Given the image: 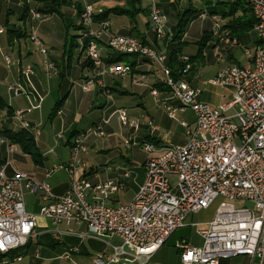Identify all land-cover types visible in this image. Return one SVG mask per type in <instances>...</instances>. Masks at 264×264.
<instances>
[{
  "label": "built area",
  "instance_id": "1",
  "mask_svg": "<svg viewBox=\"0 0 264 264\" xmlns=\"http://www.w3.org/2000/svg\"><path fill=\"white\" fill-rule=\"evenodd\" d=\"M147 2L151 26L163 48L154 47L133 35L112 34L110 21L96 22L98 12L93 4H85L80 14L81 23L89 27L86 51L93 63L100 68V75L83 85L90 90L98 84L108 99L112 94L106 88L104 75L126 76L132 66L126 62L108 63L100 52L99 38L107 36L109 50L117 53L137 54L161 66L165 76L164 84L180 102V109L194 113L195 123L191 126L182 121L188 141L173 145L165 140L162 146L143 142L148 153H157L145 162V179L139 185L132 201L125 205L112 206L106 203L111 194L118 193L124 182L112 179L92 183L84 176L77 175V167H85L81 154L87 151L85 139L89 134L103 136L101 124L89 128L73 138L71 161L56 165L47 172L50 176L62 169L71 174V186L65 195H53L47 182L32 180L28 173L14 170L9 156L18 146L10 138L0 134V143H7V158L0 161V254L26 246L37 226L36 215L27 212L22 185L24 182L32 192H42L47 201L40 209V215L53 223H84L88 236L103 239H117L118 243L107 240L112 250L95 255L91 264H150L152 257L176 229L196 226L202 238L200 245L190 243L189 238L176 242L182 264H221L222 261L241 255L251 257L252 263L262 264L264 258V0H243L252 9L256 18L255 29L258 42L255 50H246L249 63L246 66L232 64L219 70L210 78L212 85L230 87L232 98L218 107L200 99L202 89L184 80L192 69L190 57L180 56L183 63L180 76L175 77L169 66L167 47L170 37L168 18L159 5V0ZM40 17V12L33 13ZM212 34L219 43L238 44V39L224 27L219 14L211 15ZM98 24L97 29L94 26ZM3 29L0 28V32ZM32 41L47 53L42 40L36 33ZM6 64L11 59L5 57ZM33 72L30 66L24 69L26 76ZM9 89L19 95L27 93L20 84H11ZM153 96H158L156 89ZM27 110H16L14 116L23 128L40 133L25 119ZM170 117L177 109L168 108ZM58 113H61L59 111ZM122 126L140 128V118L131 119L126 110H118ZM108 122V119H103ZM153 126L151 121L148 122ZM136 143L135 141L133 144ZM127 147L130 142L126 141ZM126 176L129 172L125 173ZM252 201L253 207L236 202ZM216 204L215 214L206 222L188 223L195 214ZM62 230H56L60 234ZM74 251H77L75 249ZM70 255L67 254L66 257ZM21 260V257H16ZM240 264V263H238Z\"/></svg>",
  "mask_w": 264,
  "mask_h": 264
},
{
  "label": "crops",
  "instance_id": "2",
  "mask_svg": "<svg viewBox=\"0 0 264 264\" xmlns=\"http://www.w3.org/2000/svg\"><path fill=\"white\" fill-rule=\"evenodd\" d=\"M68 1L72 2V0ZM112 1L114 0H81L78 1V4H74L72 8L75 9L78 15V21L74 27L79 30H77V33L74 35L72 46L76 47L79 44V57L77 60L78 66H55V63L50 60V50L46 47V42H51V39H48L47 36H45L46 33L44 34L40 32L44 23H49L53 16H51V18L45 17L44 19V15L48 14L47 11L42 12L40 10L33 9L32 4L34 3V6H36L38 4L37 0H0V28L3 29L0 32V134L10 138L8 136L9 133H18L22 130L27 131L33 137L35 147L40 154L37 158L38 161L30 154L38 166L28 164L23 159L25 154H15L21 151V149H23L25 153L27 152L20 143H17L10 138L12 142L17 144L19 149L17 148L9 156L11 165L8 168V173L12 174L15 169L23 170L21 167L26 165L24 172H28V175L32 180L37 182H47L51 187L53 195L61 196L65 195V193L70 189L72 179L71 174L62 169L55 170L50 176L47 175V172L50 169L52 170L56 165L69 163L72 156L70 145L73 138L78 134L85 133L89 128L100 123L104 135L97 136L96 134L91 133L86 137L84 141L87 151L81 154V159L86 163V165L85 167L78 165L77 175L86 177L92 183H98L109 179L124 182V187L119 190L118 193L111 194L106 201L108 205L119 206L132 201L139 185L143 183L145 179L144 164L148 158L145 159L142 167L132 165L126 157L117 163L114 162L113 164H107L102 163L103 161L99 158L100 156L92 152V147H96L100 144L97 142V137H106L107 135L105 131L112 130V127L110 126L112 117L116 114L118 115V110H126L125 108L116 106V101H122V98L127 100L129 95L142 94L145 90L143 87L146 84H149L152 96L153 89H156L159 93L158 96H153V99L148 100L145 104H139L146 110V114L141 112L138 116L141 120L138 131L134 133V130H130V132L132 131L134 134L133 136L137 138V141H135L136 143L134 144H140L148 141L160 147L165 143V140H167L173 145L183 146V144L188 141L189 137L185 127H183L181 123L184 120L192 126L195 123V116L193 113L192 117L185 119L189 109H180L181 104L179 100L175 98L170 90L165 86L164 80H161L160 83H157V81L153 78H150L149 80V77H152L153 75L156 76L155 72L159 71V69L161 70V66L139 55L127 58L128 62L126 61V63H129L132 66L130 74H126V76L104 75L103 78L106 88H108L112 94L111 99H108L104 90L98 84H93L90 90L83 89L84 84L90 80L94 81V79L100 75V68L94 63L87 61L89 56L86 51V44L88 42L87 39L89 38L86 33H88L89 27L85 24H83L84 28L79 27L81 19L77 7L80 6L82 9L87 3L93 4V6L97 5V13L108 10L110 7L133 9V5H130L129 3L127 4L128 1L124 6L108 5V3H112ZM188 1L191 2V0ZM106 2L108 3L106 4ZM173 2L174 0H170V3L174 4ZM209 2L212 3L213 0H200L201 5L204 7H207V3ZM165 4V6L173 8V6L169 3ZM159 5L162 10H164L162 4H160V0ZM138 6L139 5H137L136 8H138ZM211 6H222L225 8L224 13L228 11V9H226L224 5H221L220 2L212 3ZM141 7H143V9L139 12H135V14L134 12L133 14H121L132 17L130 21H125V23L121 26L115 25V20H112V15L114 13L109 15L107 19L110 21V33L135 36L133 32H137L138 35L135 37L154 47L163 48L164 44L162 42H158L151 26L147 4L145 6L141 4ZM188 10V13L193 11L192 9ZM197 11L200 12V10ZM34 12H40L41 16L35 17L33 14ZM173 12L174 15L178 17V20L177 23L173 25L174 27L167 23L169 29L168 31H170V39L166 44L167 54L180 49L182 55L186 54L189 56L191 58L192 69L184 76V80L192 86H199L203 90L199 83H197L200 77L193 72V69L194 66L197 68V60H201L202 62L205 61L208 53H211L212 50L206 48L207 42L202 48L197 42V53L192 55L186 53L185 47L188 44L185 40L186 34L184 33L181 37H176L177 26L183 12L180 8H174ZM53 13L55 14V12ZM139 14L146 16V19L144 17L142 18L145 19L144 21L141 20L142 23H140L136 18ZM213 14H219L224 27L229 29L226 27V24L231 20V16L224 17L223 14H220L218 11L212 12L209 16ZM242 15L243 13L241 10L235 14L236 17H240ZM199 16L202 17L204 14L201 12ZM96 22H98V20H96ZM97 27L98 24L96 23L94 29H97ZM254 30H256L255 27ZM210 32L211 31L206 32L209 35L207 41L209 42L211 39L214 40V48H217L219 52L217 55L220 53L225 54V52L229 54L230 52L228 49L232 45L217 42L213 34L210 36ZM32 33H36L42 40L44 47H46L45 49H47V53H42L40 51V47L32 42ZM236 38L238 39V37ZM106 42L107 36L101 35L99 38L100 52L103 60L107 61L110 52ZM255 42H257V40ZM30 46L35 47V50H38L39 47L38 51L42 55L41 63H37L34 59L31 60L32 51ZM15 53L18 54V58L16 59L12 56ZM27 54L30 56L25 57ZM83 55L85 56V59L81 61ZM6 56H9L11 59L10 65L6 64ZM27 66H30L33 70V72L28 76L24 73V69ZM224 68L219 70L221 71ZM218 72L219 71H217L215 75ZM11 84L22 85L27 93L15 95L9 89ZM219 87L229 90L231 94V97L229 98L230 100L233 94L232 88L224 86ZM114 99L116 100L113 102ZM200 99L206 102L204 98V90L202 91ZM227 102H222L221 104H225ZM34 105L36 107L26 113L25 119L31 126L38 127L40 129V133L38 135H35L32 130L23 128L20 122L13 117L16 110H27ZM169 107L177 109L175 112L176 117L173 118L169 116L167 110ZM59 111H61V113H58ZM103 119H108V122H103ZM149 121L153 123L152 127L147 125ZM176 121L180 122V126L184 129V134L181 135L178 133L181 128ZM111 147L112 141H104V144L101 145L99 152H107ZM54 152L55 154H52ZM154 154L158 155L160 152ZM6 158L7 143L2 142L0 143V161H4ZM126 172H129L128 176L125 175ZM125 189H127L129 199L125 203H121L122 197L119 193ZM22 191L24 195L25 208L27 212L36 215L37 226L34 230V234L29 239L28 244L0 257V264H55V259L62 256H64L65 260L70 261V264H91L92 258L95 255L104 252H111L112 249L107 246L108 243L106 240L85 234L88 231L86 224L75 222L71 224H55L50 219L41 216L39 208H41L43 204L47 203V201L43 198L42 192H32L31 188L28 187L25 182L22 185ZM210 209L211 207L204 210L205 213L214 215L215 212H211ZM56 230H62V232L60 234H56ZM183 238H189L190 241L189 236ZM113 243H116V240H114ZM75 249H77V251H74ZM58 250H61V252ZM55 254L58 255L56 256ZM67 254L70 256L66 257ZM7 257L10 259L8 262L4 261ZM16 257H21V260H16ZM180 263L182 264L181 258ZM238 263L257 264L256 262L252 263L250 256L241 254L240 256L224 260L221 264ZM262 264H264V258L262 260Z\"/></svg>",
  "mask_w": 264,
  "mask_h": 264
},
{
  "label": "rangeland",
  "instance_id": "3",
  "mask_svg": "<svg viewBox=\"0 0 264 264\" xmlns=\"http://www.w3.org/2000/svg\"><path fill=\"white\" fill-rule=\"evenodd\" d=\"M61 4L58 6L59 12H55V14L48 13L44 15L45 17L53 18L51 21L47 24L44 23L42 28L40 29V32L46 33L45 36H47L48 39H51V42H46V47L48 50H50V57H51V62L53 61L55 63V66H78L77 60L79 57V44L75 47L72 46L73 43V37L77 33V30L75 29L74 25L78 21V15L75 11L74 6L75 3L78 4V1L81 0H72L62 2L60 0ZM128 1V2H127ZM227 0H213L212 3L216 2H226ZM129 3L131 5L132 0H114L112 3H108V5H115V6H124ZM37 5L34 6L35 4L33 3L32 7L33 9H37L40 11H47L48 9L51 8L52 0H37ZM165 3H169L173 8H169L165 6ZM174 4L170 3V0H160V4L163 6V11L166 13L167 18H168V23L171 24L172 26L177 23L178 17L174 15V8L178 9L180 8L183 12V14L186 12H189L188 9H192L193 11L188 13L186 19H188V23L185 27V40L188 43L187 46L185 47V52L188 53L189 55L196 54L198 50V43L200 42L205 33L208 31H212L213 28V20L211 16H209L212 12L218 11L220 14H223L225 11V8L222 6H216L213 7L211 6V2L207 3V7H204L201 5L200 0H174ZM147 2L145 0L142 1V5L145 6ZM94 8L97 10V5H94ZM188 10V11H186ZM196 10V11H195ZM197 10H200L198 12ZM177 11V10H176ZM203 13L204 16L200 17V13ZM146 13V12H145ZM177 13V12H176ZM175 13V14H176ZM146 15V14H145ZM30 17V16H29ZM146 19V16L138 15L136 17L140 23ZM132 17L129 15H112V20H115V25L121 26L125 21H130ZM142 20V21H141ZM146 24V23H145ZM174 27V26H173ZM135 36L138 35L137 32H133ZM155 33V32H154ZM215 38V37H214ZM239 44L237 45H232L228 49L230 52L229 54L227 52L220 53L217 55L218 49L214 48L213 45V39H211L209 42L207 41L206 48L209 50H212V52L208 53L207 59L205 61L197 60V68L194 66L193 72H195L197 75H199V80L197 83L203 88L204 90V98L207 103H209L211 106L218 107L222 105V102H227L229 98L231 97V94L228 89L219 87V86H214L210 83L209 79L215 75L219 69H222L224 67H227V65H232L237 64L241 66H246V64L249 61V56L245 54L246 50L249 49L250 51L255 50V45H256V40H258V34L257 31L252 29L249 32H247L245 35H241L238 37ZM67 41V44H66ZM33 42V41H32ZM44 45V44H43ZM34 46V45H33ZM45 47V48H46ZM32 55H31V60H36L37 63L42 62L41 58V53L38 50H35V47L30 46ZM207 50V49H206ZM73 52V53H71ZM73 54V55H72ZM14 59L18 58V54L15 53L12 55ZM30 55H26L25 57H28ZM65 56V57H64ZM87 57V56H86ZM85 59V56L81 58V61ZM162 70V69H161ZM159 69V71H156L155 75H153L150 78H153L154 80L157 81V83L161 82V80H164L165 76L163 72ZM148 80V81H149ZM149 83V82H147ZM143 89H145L142 94H133L129 95L128 99L125 100L122 98V101H116V106H119L121 108H125L127 110L128 116L131 119H136L140 113L142 112L143 114H146V110L142 108L140 103H146L148 100H152L153 96L150 93V88L149 84H146ZM142 89V90H143ZM116 99L113 100V102ZM146 106V105H145ZM188 114L186 115L185 119H188L189 117L193 116V112L191 110L187 111ZM176 117V115H175ZM177 122V121H176ZM178 125L180 126V122H177ZM110 126L112 127V130H107L105 131L106 137H97V142L100 143L96 147H92L93 153L97 154L100 156L99 158L103 161L102 163H107V164H113L114 162H118L120 160H123L124 157L128 158L129 161L132 163L134 166H139L142 167L145 159L154 156V153H148L146 152L143 147L144 144L143 142L140 144H133L134 141H137V138H135L130 130H133V128L128 126H122V123L119 119V116L116 114L115 116L112 117ZM181 129H179L178 133L179 134H184V129L180 126ZM112 133V134H111ZM100 140V141H98ZM112 141V147L110 148L109 151L107 152H99V149L101 145L104 144V141ZM126 141L130 142V146L127 147ZM19 149V148H18ZM21 149V148H20ZM58 152V151H57ZM15 154H25L24 160L28 164H31L33 166H38L34 162V158L30 155L27 154L21 149V151L15 153ZM14 154V155H15ZM52 154H55L52 153ZM13 155V156H14ZM26 165L22 166L23 170L19 171H24ZM18 170V169H17ZM26 172V171H25ZM28 173V172H27ZM120 196L122 197L121 203H125L128 199V193L127 189L122 190L120 193ZM237 205L244 204L247 207H253L252 201L244 200V202L237 201ZM216 204L211 207V212H215ZM214 215L205 213V211H202L201 213L192 215L188 219V223H197V222H204L206 220L212 219ZM197 229L198 227L196 226H186L176 229V231L168 238L166 243L152 256L150 257V264H181L180 263V251L176 247V241L180 240L183 237L189 236L191 243H194L196 245H200L202 243V238L198 236L197 234ZM104 240L107 241V238H103ZM116 240V243L119 241L117 239L111 238L110 241L114 242ZM61 252V250H58ZM56 256L58 254H55ZM10 260L8 257L5 258L4 261ZM55 264H70V261L65 260L64 256L62 257H57L55 259ZM5 264V263H1Z\"/></svg>",
  "mask_w": 264,
  "mask_h": 264
},
{
  "label": "trees",
  "instance_id": "4",
  "mask_svg": "<svg viewBox=\"0 0 264 264\" xmlns=\"http://www.w3.org/2000/svg\"><path fill=\"white\" fill-rule=\"evenodd\" d=\"M66 1L68 0H62V2H66ZM142 1L143 0H132L131 5H133V9L123 8V7H113V8L110 7V9L108 10H104L101 13L95 14L94 15L95 21L96 20L101 21V20L107 19L109 15H111L112 13L114 14H124V13L133 14L134 12L135 14V12H139L140 10L143 9V7H141ZM52 2H54L55 4L54 3L52 4L51 8L47 10V13L59 12L58 6L61 4L60 3L61 1L52 0ZM220 4L224 5L226 9H228V11L223 14V16L224 17L231 16V20L226 24V27H228L231 30L234 36L239 37L243 34L245 35L247 32L254 29L255 24H256V18L252 12L251 7L245 1L233 0V1L220 2ZM137 5H139L138 8H136ZM77 8L79 10V13L81 14L83 8L81 9L80 6H78ZM239 10L242 11L243 15L240 17H236L235 14H237ZM187 14L188 12H186V14L184 13L181 16V19L177 26L176 37H181L184 33H186L185 27L188 23V19H186L185 16H187ZM79 27L84 28L83 23H81ZM210 33H211L210 34L211 36L212 31ZM208 37L209 35L206 33L203 39L200 42H198L201 48L205 46ZM109 52L110 53L108 56V60L107 61L105 60L108 63H117V62H122V61L128 62L127 58H130L132 56H138L137 54H128V53H126L125 55L124 53H117L111 50H109ZM180 56H182L180 49H177L176 51H173L169 54L168 60H167V66L171 68L172 73L175 75V77L180 76L179 69H181L183 66V63H181L180 61ZM87 61H90V63H93V61L90 58ZM8 136L13 141L20 143L21 146L24 148V150L27 153L33 155L35 159L39 157L40 154L37 151V148L35 147L34 139L27 131L22 130L18 133H13V134L9 133ZM5 255L6 254H0V257L5 256Z\"/></svg>",
  "mask_w": 264,
  "mask_h": 264
}]
</instances>
